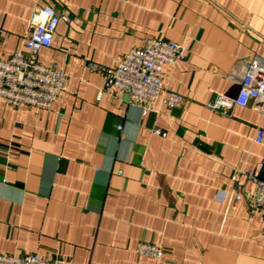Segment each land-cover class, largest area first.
Listing matches in <instances>:
<instances>
[{
    "label": "crops",
    "instance_id": "0c3cea01",
    "mask_svg": "<svg viewBox=\"0 0 264 264\" xmlns=\"http://www.w3.org/2000/svg\"><path fill=\"white\" fill-rule=\"evenodd\" d=\"M50 6L69 16L37 54L65 76L48 109L0 101V253H37L72 264H264V218L230 191L264 180V116L234 106L227 78L236 62L264 59V0H0V58L24 49L31 14ZM181 44L162 67V98L144 115L108 95L96 65L145 39ZM90 64H93L92 66ZM120 126V130L117 127ZM159 130L160 133H155ZM161 246L139 257L137 242Z\"/></svg>",
    "mask_w": 264,
    "mask_h": 264
},
{
    "label": "built area",
    "instance_id": "2783aa9c",
    "mask_svg": "<svg viewBox=\"0 0 264 264\" xmlns=\"http://www.w3.org/2000/svg\"><path fill=\"white\" fill-rule=\"evenodd\" d=\"M50 11L51 15L41 17ZM35 17H41L34 22ZM59 22L69 24L71 19L50 6L36 9L28 22L24 36V49L0 58V101L13 106H29L34 109H48L64 89L65 76L55 65L46 66L37 59L38 52L51 45L52 36ZM0 28V41L3 35ZM185 47L165 40L145 39L140 46L130 48L118 56L110 67L96 65L102 75L103 85L99 96L105 94L117 100H126L137 106L144 115L152 105L162 98L167 77L162 67L174 64L185 57ZM91 66L93 64H90ZM227 78L238 86L235 98H220L208 105L209 109L228 116L234 106H252L264 116V59L253 57L249 61L236 62ZM183 101L176 93L162 98L166 108H174ZM120 126L117 127L120 130ZM155 133H160L156 130ZM253 142L264 146V130L256 127ZM261 164L255 170L240 172L252 183L246 190L243 186L233 188L229 197L233 201L243 200L249 214L264 218V180L258 175ZM135 253L139 257L155 260L163 258L161 246L149 242H137ZM0 264H72L59 259L48 260L37 253L8 255L0 253ZM87 264H98L89 262Z\"/></svg>",
    "mask_w": 264,
    "mask_h": 264
},
{
    "label": "clouds",
    "instance_id": "9594fccd",
    "mask_svg": "<svg viewBox=\"0 0 264 264\" xmlns=\"http://www.w3.org/2000/svg\"><path fill=\"white\" fill-rule=\"evenodd\" d=\"M49 15H51V13H50V11H47V10L45 12L41 13V17H46V16H49ZM41 17H35L34 18V22H39Z\"/></svg>",
    "mask_w": 264,
    "mask_h": 264
}]
</instances>
